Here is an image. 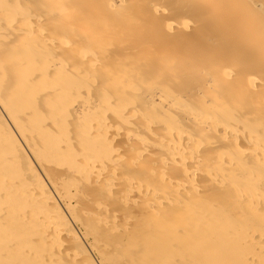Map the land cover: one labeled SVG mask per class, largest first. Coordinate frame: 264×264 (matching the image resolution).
Listing matches in <instances>:
<instances>
[{"label":"bare ground","instance_id":"1","mask_svg":"<svg viewBox=\"0 0 264 264\" xmlns=\"http://www.w3.org/2000/svg\"><path fill=\"white\" fill-rule=\"evenodd\" d=\"M0 264H264V0H0Z\"/></svg>","mask_w":264,"mask_h":264}]
</instances>
